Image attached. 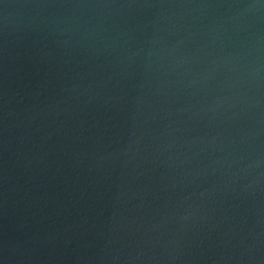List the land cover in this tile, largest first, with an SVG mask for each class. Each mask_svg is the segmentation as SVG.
Instances as JSON below:
<instances>
[{"label":"water","instance_id":"obj_1","mask_svg":"<svg viewBox=\"0 0 264 264\" xmlns=\"http://www.w3.org/2000/svg\"><path fill=\"white\" fill-rule=\"evenodd\" d=\"M0 264H264V0H0Z\"/></svg>","mask_w":264,"mask_h":264}]
</instances>
